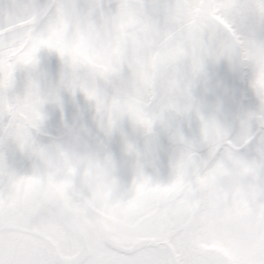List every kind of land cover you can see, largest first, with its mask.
Listing matches in <instances>:
<instances>
[{
    "label": "snow or ice",
    "instance_id": "obj_1",
    "mask_svg": "<svg viewBox=\"0 0 264 264\" xmlns=\"http://www.w3.org/2000/svg\"><path fill=\"white\" fill-rule=\"evenodd\" d=\"M93 6L102 8L98 0H93ZM169 8L180 13L176 29H170L164 19ZM237 9L242 19L258 15L264 23V0L258 4L117 0L112 10L116 20L130 25L131 31L145 33L148 42L123 46L118 58L92 68L84 81L73 79L69 86L73 92L78 86L95 103L102 119L107 114L109 130L126 114L150 132L162 112L174 107L165 105L161 116L150 114L164 102L162 82L187 101L190 78L202 70L203 60L225 55L229 39H245L232 22ZM4 29L0 24V132L4 138L11 135L22 151L31 152L32 133L43 120L36 93L31 88L23 96L9 92L17 68L34 66L39 48ZM217 32L226 37L221 47L213 43ZM160 45L166 53L165 67L150 69L148 54ZM57 51L64 55L62 49ZM125 70L135 89L126 101V111L116 110L115 102L106 105L95 86L97 79L107 82ZM249 118L264 129V98L259 113ZM201 124L208 126L204 119ZM178 143L182 157L195 170H208L204 196H198L191 183L158 182L140 174L137 196L121 213L81 212L70 194L58 197L43 186L29 187L31 180L11 172L0 156V264H264V176L255 183H244L237 173H225L221 163L224 146L201 155L182 137ZM235 151L240 154L238 144ZM13 180L16 191L9 193L6 183Z\"/></svg>",
    "mask_w": 264,
    "mask_h": 264
},
{
    "label": "clouds",
    "instance_id": "obj_2",
    "mask_svg": "<svg viewBox=\"0 0 264 264\" xmlns=\"http://www.w3.org/2000/svg\"><path fill=\"white\" fill-rule=\"evenodd\" d=\"M233 15L237 21L242 19L239 9ZM164 19L170 29H176L180 22V13L175 8H169L164 13ZM0 24L5 25V32H13L15 39L23 43L31 42L32 46L39 48V52H54L65 67L62 86L70 92H73L69 86L71 80L84 81L90 76L92 68L118 58L123 46H143L148 42L145 33L129 30L131 26L118 22L114 11L95 8L93 0L88 3H82L81 0H44L43 3L38 0H19L18 3H8L0 7ZM225 46L227 53L220 57L238 70L248 68L252 71L250 86L260 101L264 98V41L229 39ZM57 49H62L64 55L61 56ZM165 58L163 45H160L158 50L149 52L148 67L163 69ZM73 61L77 62L75 69ZM30 88L36 93V103L43 118L46 108L59 107L60 98L55 92L43 91L35 82L29 83L27 89ZM75 91H80L78 86ZM134 91L132 84L128 83L114 95H104L105 104L112 105L115 102L116 110L126 111V101ZM161 91L164 102L155 106L150 114L161 116V109L165 105L174 107L162 112L161 118L152 124L150 132L126 114L116 120L109 130L107 114L102 119L97 113L95 103L88 100L94 106L104 135L109 134L118 121L128 118L148 136L155 125L169 115L182 113L180 110L185 107L184 96L179 92H172L164 82L161 84ZM20 118H24L22 113ZM204 120L208 122V126L202 128L200 122V153L207 155L213 149L224 146L221 163L226 174L237 173L244 183H255L264 176V147H261L256 156L244 158L235 151L237 141L227 127L212 117ZM235 120L242 130H246L250 122V118L243 112H237ZM6 139L12 140L11 135ZM173 141L178 151L170 162L166 181L191 183L196 194L203 197L207 189L208 170H195L192 163L182 157L178 137L174 136ZM28 153L34 161L31 174L25 175L31 180L29 187L43 186L58 197L70 194L81 212L126 211L137 196L136 182L140 174L163 182L156 178L151 157L138 151L134 145L125 144L124 154L131 167V179L129 183L122 184L117 178L116 166L111 156L91 147L81 130L76 127H66L60 136L45 142H34L33 150ZM20 188L23 190L24 185L21 184ZM6 189L9 193H15L16 181L7 182ZM85 193L88 194L87 197Z\"/></svg>",
    "mask_w": 264,
    "mask_h": 264
},
{
    "label": "flooded vegetation",
    "instance_id": "obj_3",
    "mask_svg": "<svg viewBox=\"0 0 264 264\" xmlns=\"http://www.w3.org/2000/svg\"><path fill=\"white\" fill-rule=\"evenodd\" d=\"M19 0H0V7L8 3H18ZM43 3L44 0H38ZM88 3L89 0H81ZM117 0H98L105 11H112ZM244 3H259V0H243ZM236 25V18L233 21ZM241 27L235 31L243 35H254L257 41H264V23L258 15H250L238 21ZM240 28L241 30H238ZM65 67L60 58L51 51L41 50L37 54L36 64L32 67H18L14 73V83L10 95L23 96L30 82H35L43 91H53L60 98L59 107L45 109L43 121L38 130L33 131L34 142H45L50 138L58 137L66 127H76L81 130L87 143L100 151L108 153L115 166L116 175L122 184H127L131 179V167L124 154L125 144L134 145L138 151L144 152L151 157L156 178L166 181L169 176V165L178 151L177 145L166 143L161 139L157 130L153 128L150 135L146 136L139 127L128 118L117 122L114 129L107 135L101 131L94 106L83 92H70L63 88L62 77ZM128 73L121 74L109 81L98 80L95 82L97 90L111 96L124 89L128 85ZM243 69V93L240 112L248 117L259 113L260 101H250L247 93V83ZM264 133L255 122H249L247 129L242 130L237 124L232 135L235 137L240 148V154L254 148L255 138ZM253 151V150H252ZM203 155V153H200ZM0 156H3L7 168L19 176L31 174L34 161L27 151H22L12 140L6 139L0 132ZM244 157V155H243ZM250 158V157H248Z\"/></svg>",
    "mask_w": 264,
    "mask_h": 264
},
{
    "label": "water",
    "instance_id": "obj_4",
    "mask_svg": "<svg viewBox=\"0 0 264 264\" xmlns=\"http://www.w3.org/2000/svg\"><path fill=\"white\" fill-rule=\"evenodd\" d=\"M226 37L214 34L215 47H221ZM243 69L238 70L223 57L209 56L203 60L202 70L190 78L189 99L185 111L167 116L155 128L163 141L174 144L173 137H182L198 148L201 119L215 118L231 133L235 130L237 112L241 110Z\"/></svg>",
    "mask_w": 264,
    "mask_h": 264
},
{
    "label": "rangeland",
    "instance_id": "obj_5",
    "mask_svg": "<svg viewBox=\"0 0 264 264\" xmlns=\"http://www.w3.org/2000/svg\"><path fill=\"white\" fill-rule=\"evenodd\" d=\"M236 26L237 27H241V25H239L238 21L236 20ZM238 30H241L240 28H237ZM242 31V30H241ZM243 38L245 39H249L251 41H257V37L254 36V35H243L242 36ZM244 74H245V79L246 81L248 80L249 82L247 83V95H248V99L250 101H255L256 99H259L257 94L252 90L251 86H250V82H251V79H252V76H253V73L250 69L248 68H245L244 69ZM255 143L253 144L254 145V148L251 149V150H248L247 152L245 153H242L241 155L243 156L244 155V158H252L254 156H256L261 147L264 146V133H261L260 135H258L256 138H255ZM253 150V151H252Z\"/></svg>",
    "mask_w": 264,
    "mask_h": 264
}]
</instances>
